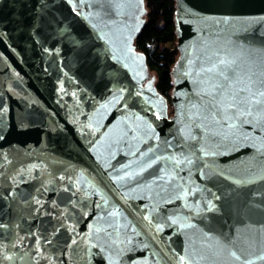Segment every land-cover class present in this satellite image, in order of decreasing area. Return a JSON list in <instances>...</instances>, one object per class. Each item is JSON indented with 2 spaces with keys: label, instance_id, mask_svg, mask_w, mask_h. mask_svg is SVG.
I'll return each mask as SVG.
<instances>
[{
  "label": "water",
  "instance_id": "1",
  "mask_svg": "<svg viewBox=\"0 0 264 264\" xmlns=\"http://www.w3.org/2000/svg\"><path fill=\"white\" fill-rule=\"evenodd\" d=\"M173 113L143 0H0V264H264V0H176Z\"/></svg>",
  "mask_w": 264,
  "mask_h": 264
},
{
  "label": "trees",
  "instance_id": "2",
  "mask_svg": "<svg viewBox=\"0 0 264 264\" xmlns=\"http://www.w3.org/2000/svg\"><path fill=\"white\" fill-rule=\"evenodd\" d=\"M144 24L134 39L136 51L146 57L149 71L156 74L155 87L170 97L173 89L172 68L179 52L175 33L176 0H143Z\"/></svg>",
  "mask_w": 264,
  "mask_h": 264
},
{
  "label": "rangeland",
  "instance_id": "3",
  "mask_svg": "<svg viewBox=\"0 0 264 264\" xmlns=\"http://www.w3.org/2000/svg\"><path fill=\"white\" fill-rule=\"evenodd\" d=\"M152 73H154V72L149 71V74H152ZM154 75H155V81H156V74L154 73ZM164 97L166 99V103H167V115L169 117L173 113V108H172V104H171V96L170 97L164 96Z\"/></svg>",
  "mask_w": 264,
  "mask_h": 264
},
{
  "label": "snow or ice",
  "instance_id": "4",
  "mask_svg": "<svg viewBox=\"0 0 264 264\" xmlns=\"http://www.w3.org/2000/svg\"><path fill=\"white\" fill-rule=\"evenodd\" d=\"M262 95H264V93H262Z\"/></svg>",
  "mask_w": 264,
  "mask_h": 264
}]
</instances>
